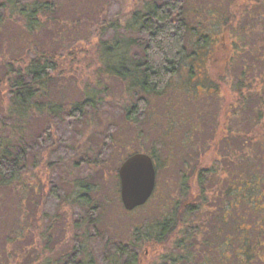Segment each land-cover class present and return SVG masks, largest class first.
<instances>
[{
  "label": "trees",
  "instance_id": "trees-1",
  "mask_svg": "<svg viewBox=\"0 0 264 264\" xmlns=\"http://www.w3.org/2000/svg\"><path fill=\"white\" fill-rule=\"evenodd\" d=\"M229 1L227 19L223 15H210L220 29L219 34L201 30L204 14L191 9L189 0L148 1L143 9L126 16L100 18L95 31L99 39L93 45L100 64L97 72L126 83L128 92L135 96L125 112L126 119H135L142 113L146 97L161 96L171 80L186 67L190 78L198 77L193 68L197 61L208 62V73L203 81L218 90L210 66L220 52L225 73L235 63L239 68L234 76L238 107L248 101L264 107V0ZM59 4L56 0H0V41L6 40V47L14 43L16 46L12 47H17L18 51L21 44L25 51L23 55L14 53L9 58L0 55V116L7 121L0 120V197L8 195L11 199L14 196L20 203L24 201L25 191L30 188L32 193L36 191L33 185L27 186L23 177L26 151L22 146V125L37 115L45 121L77 123L86 110L95 106L98 98L97 87L85 83L82 92L71 93L78 98L74 101L59 104L49 99L53 79L64 73L62 55L67 52V57L74 56V50L64 42L68 37L73 38L72 43L82 40L76 37L80 29L74 30L79 24L77 21L68 23L73 25L70 28L58 17ZM97 18L99 14L86 21L93 23ZM11 30L14 33H10ZM108 30L112 36L105 39L103 35ZM47 32L54 35L58 48L40 42ZM214 34H218L217 37ZM258 76L260 79L256 82ZM256 125L261 135L255 143L264 154V122ZM61 127L53 131L47 125L34 141L45 144L46 150L58 145L60 142L55 138H59ZM228 138L231 141L232 132L228 133ZM115 145L104 137L97 154H84L80 166L86 169L105 167ZM133 153L149 155L157 174L160 165L153 152L138 150L127 156ZM247 158L249 167L244 171L241 160L237 159V166L234 162L236 173L230 168L226 177L227 188L222 191L218 188L219 191L212 192L209 197L207 182L215 175L216 168L202 171L196 200L187 204L176 200L162 206L167 212L135 230L126 243L101 237L90 185L75 181L72 207L78 215L84 216L73 220L76 234L72 246L67 253L39 264H140L144 245L168 246L169 241V247L158 254L153 264H253L258 261L264 264V157L260 167L251 157ZM187 189L182 176L180 195L188 192ZM20 209L22 211V207ZM254 214L260 218H254ZM6 240L11 242L9 238ZM91 243L99 245L98 263L87 253Z\"/></svg>",
  "mask_w": 264,
  "mask_h": 264
},
{
  "label": "rangeland",
  "instance_id": "rangeland-1",
  "mask_svg": "<svg viewBox=\"0 0 264 264\" xmlns=\"http://www.w3.org/2000/svg\"><path fill=\"white\" fill-rule=\"evenodd\" d=\"M56 1L60 3L58 17L66 24L77 21L79 24L74 30L77 32L80 29L76 37L82 40L72 43L73 38L68 37L64 42L69 44L70 50H74V56L67 57V52L62 55L64 73L53 79L49 99L59 104L74 101L78 98L71 93L82 92L85 83L97 87L98 98L95 106L86 110L84 117L77 123L60 124L58 120L45 121V118L37 115L22 125V146L26 151L23 154L26 162L23 177L27 186L33 185L36 191L32 193L31 188L25 191L21 203L14 196L11 199L8 195L0 197V264H39L70 250L76 234L73 220L84 216L78 215L71 203L75 192L73 184L77 180L90 185L92 192L89 193L97 206V230L101 237L126 243L136 233L135 230L142 229L167 212L162 206L176 200L184 204L196 200L198 177L202 171L216 168L215 175L207 182L209 197L212 192L219 191L218 188L221 191L227 188L226 177L230 168L236 173L237 159L241 160L244 171L250 165L247 157H251L256 166H263L261 158L264 154L255 142L261 135L256 123L264 122V107L249 101L241 104L243 107H238L240 103L234 91V76L239 68L235 63L229 68L231 72L225 73L222 67L223 53L220 52L215 63L210 66L218 90L213 86L208 87L203 81L208 73V62H194L193 68L198 77L190 78L186 67L171 80L161 96L146 97V107L135 119L125 118L126 110L135 100V96L128 92L127 84L114 77L98 74L100 64L93 45L99 39L95 37V31L98 30L100 18L126 16L143 9L148 1L159 3L168 0ZM189 1L191 9L204 14L201 17V30L208 33L217 31L219 34L220 29L210 15H223L227 19L230 1ZM97 14L99 18L93 23L86 21ZM103 36L109 39L112 32L108 30ZM4 42L7 43L6 40L0 41L1 56L9 58L14 53L23 55L25 52L21 44L18 51L17 47H12L14 43H8L6 47ZM40 42L51 45L53 49L59 46L54 41V35L49 32L43 34ZM136 53L139 55V52ZM259 79L258 76L256 82ZM0 120L6 121L1 116ZM47 125L53 131L61 125L63 128L59 129V138H55L60 143L46 150L45 144L34 140ZM227 132L233 134L231 141ZM106 136L116 145L109 153L110 159L105 167L86 169L80 166L81 157L87 153L95 156L99 150L97 147L102 145V139ZM138 150L153 152L160 168L150 198L132 211H125L120 200L118 173L115 171L118 172L130 152ZM34 163H37L36 167L32 166ZM182 176L188 192L180 195L179 182ZM231 178L234 179V176ZM243 183L247 184L246 181ZM253 216L260 218L255 214ZM6 238L11 239V242ZM89 245L87 253L92 254L98 263L100 259L96 253L99 245ZM169 245H144L139 256L140 264H153L158 254L163 253ZM253 264L262 263L258 261Z\"/></svg>",
  "mask_w": 264,
  "mask_h": 264
},
{
  "label": "water",
  "instance_id": "water-1",
  "mask_svg": "<svg viewBox=\"0 0 264 264\" xmlns=\"http://www.w3.org/2000/svg\"><path fill=\"white\" fill-rule=\"evenodd\" d=\"M120 200L125 211L143 205L155 186V169L152 158L144 153L130 155L118 169Z\"/></svg>",
  "mask_w": 264,
  "mask_h": 264
}]
</instances>
